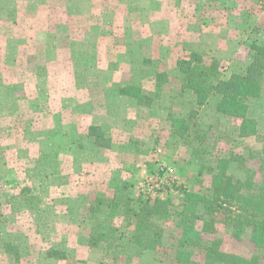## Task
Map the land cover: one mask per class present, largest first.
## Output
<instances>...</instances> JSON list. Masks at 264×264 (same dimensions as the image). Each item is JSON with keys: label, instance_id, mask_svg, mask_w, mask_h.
I'll list each match as a JSON object with an SVG mask.
<instances>
[{"label": "rangeland", "instance_id": "rangeland-1", "mask_svg": "<svg viewBox=\"0 0 264 264\" xmlns=\"http://www.w3.org/2000/svg\"><path fill=\"white\" fill-rule=\"evenodd\" d=\"M206 27L217 49L198 53L222 80L244 75L252 45L264 46V0H0V264L173 263L172 221L156 220L159 255L133 243L134 212L150 201L140 197L143 179L165 163L185 188L210 193L220 160L236 180L245 167L260 170L264 88L248 101L250 136L242 120L218 112L220 94L199 108L181 93L177 63ZM158 73L170 78L162 87ZM125 85L141 87L152 106L120 95ZM195 110L186 138L175 134L169 117ZM154 201L179 207L181 195ZM223 218L202 234L204 245L217 240L221 251L264 264L251 231L238 240Z\"/></svg>", "mask_w": 264, "mask_h": 264}, {"label": "trees", "instance_id": "trees-1", "mask_svg": "<svg viewBox=\"0 0 264 264\" xmlns=\"http://www.w3.org/2000/svg\"><path fill=\"white\" fill-rule=\"evenodd\" d=\"M252 51V63L246 74H233L227 80L220 79L218 64L209 63L198 52H192L189 57L180 59L177 63L181 74V93L190 91L199 108L205 106L214 93L220 94L218 112L242 120V136L253 135L248 132L250 129L254 132L250 127L254 120L248 117V101L259 98L264 88V46L252 45ZM169 79L166 73H158L157 86L162 87ZM119 93L137 100L140 105L152 106L154 102L152 97L145 95L143 89L136 85L121 86ZM193 114L197 115V111H192L188 119L169 117L173 132L186 138L192 129L189 121ZM89 132L97 144L110 147L101 142L103 133L99 127L91 126ZM228 163L227 160L218 162L210 193L183 187L179 207L171 201L141 202L139 210L133 215V243L157 252L162 245L164 232L156 220L172 221L180 235L171 236L174 255H170L171 250H166V255L173 259V263L169 264H256L254 260L221 251L217 240L207 246L203 242L202 234L214 233L215 216L223 214L225 224L233 230L236 239H241L245 232L251 231L252 242L257 248L264 250V164L261 162L260 170L257 171L245 167V179L236 180L228 174ZM242 163L246 164V159H242ZM257 172H262L261 182L256 180ZM201 209L203 213L200 212ZM199 222H203L201 231L197 227ZM197 252L204 255L203 261L196 260Z\"/></svg>", "mask_w": 264, "mask_h": 264}, {"label": "built area", "instance_id": "built-area-1", "mask_svg": "<svg viewBox=\"0 0 264 264\" xmlns=\"http://www.w3.org/2000/svg\"><path fill=\"white\" fill-rule=\"evenodd\" d=\"M182 185L175 172L167 164H159L155 172L147 175L139 186L143 200H158L180 194Z\"/></svg>", "mask_w": 264, "mask_h": 264}, {"label": "crops", "instance_id": "crops-1", "mask_svg": "<svg viewBox=\"0 0 264 264\" xmlns=\"http://www.w3.org/2000/svg\"><path fill=\"white\" fill-rule=\"evenodd\" d=\"M199 29V28H198ZM212 28H207L206 27V29H200V33L198 34L199 35V37H201L200 39H199V41H200V44L198 45V47H197V49H195V52H198V49H200V50H206L208 53L209 52H211V51H213V52H215V49H217V48H213V46H209V38H212L213 36H210V34H209V32H210V30H211ZM221 29V28H220ZM191 33V34H190ZM189 33V36H193L195 33H194V31H192V32H190ZM196 35V34H195ZM195 43V42H194ZM202 43V44H201ZM200 45H202V48L200 47ZM199 50V51H200ZM219 54H220V52H218ZM213 96V95H212ZM211 96V97H212ZM211 99V98H210ZM210 101V100H209ZM218 103H219V101L217 100V105H218ZM216 105V106H217ZM171 129V128H170ZM160 149V148H159ZM137 175H135L134 177H136Z\"/></svg>", "mask_w": 264, "mask_h": 264}]
</instances>
